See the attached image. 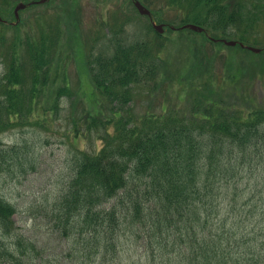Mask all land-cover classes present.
<instances>
[{
	"label": "trees",
	"instance_id": "1",
	"mask_svg": "<svg viewBox=\"0 0 264 264\" xmlns=\"http://www.w3.org/2000/svg\"><path fill=\"white\" fill-rule=\"evenodd\" d=\"M162 1L185 15L181 24L204 27L200 34L210 44H221L210 39H233L262 48L260 59L264 55V0ZM49 29L24 40L22 55L15 45L5 49L0 135L33 119L41 107L37 98L57 56L48 43L54 34ZM113 50L88 58L98 111L83 105L79 116H70L72 142L94 135L101 146L73 149L69 180L50 206L39 209L67 244L64 255L73 264H134L126 259L133 248L140 264H264L255 236L245 237L237 203L245 165L263 154L264 106L249 102L243 109L235 83L222 89L210 80L192 84L183 72L174 79L184 106L165 100L159 114L136 116L129 103L134 90L156 85L157 57L142 46L116 43ZM71 93L68 85L59 87L47 110L57 115L61 98L69 100ZM37 167L30 144L0 140V175L26 176ZM14 214V205L0 195V264H60V255L45 256V248L15 233Z\"/></svg>",
	"mask_w": 264,
	"mask_h": 264
},
{
	"label": "rangeland",
	"instance_id": "2",
	"mask_svg": "<svg viewBox=\"0 0 264 264\" xmlns=\"http://www.w3.org/2000/svg\"><path fill=\"white\" fill-rule=\"evenodd\" d=\"M22 1L0 0V17L5 22L0 24V76L8 60L5 49L15 45L17 53L22 55L26 48L23 41L48 31V28L54 34L48 35L47 42L57 56L53 57L52 74L48 75L45 89H41L37 98L36 103L41 107L30 116L33 119L16 124L0 135L4 145L30 144L38 167L26 176L0 175V195L15 207V233L33 239L40 248H45L43 255H60V264H73L63 252L67 244L48 227L39 209L42 204L50 206L69 180L67 164L73 149L90 150L93 146H101L94 135L92 139L72 142L70 130V116H79L83 105L93 114L99 109L94 104L97 96L91 94L93 85L88 58L111 55L116 43L124 47L142 46L157 57L156 85L151 82L146 91L134 90L133 100L129 103L132 113L140 117L146 113L159 114L165 100L169 105L184 106L177 101L181 88L174 79L183 72L190 76L188 81L192 84L210 80L216 89H222L229 82L235 83L233 88L241 91L240 101L245 103L243 109H248L249 102L264 106V55L261 59L257 54L245 55L239 49L210 44L201 34L171 30L169 26L181 27L185 15L162 0H152L149 5L139 0L148 6L156 25L161 23L168 27L161 35L155 33L148 17L137 14L130 0H48L23 10L16 26L13 25L12 9ZM247 60H252L256 66L248 67ZM67 85L72 92L71 98H61L60 112L55 115L47 110L52 92ZM109 130L112 129L109 127ZM262 148V156L251 166L244 167L245 177L238 183L240 198L237 203L247 232L245 237L255 236L257 250L264 251V146ZM133 250H129L130 256L126 259L131 257L134 264H140L137 261L139 254ZM244 251L247 255L248 248Z\"/></svg>",
	"mask_w": 264,
	"mask_h": 264
},
{
	"label": "water",
	"instance_id": "3",
	"mask_svg": "<svg viewBox=\"0 0 264 264\" xmlns=\"http://www.w3.org/2000/svg\"><path fill=\"white\" fill-rule=\"evenodd\" d=\"M44 1H47V0H41L40 3H44ZM134 4L138 10V12L141 14V15H149V11L147 9H145L138 1H134ZM24 4L23 3H19L15 6L14 8V14H15V17L17 19L18 17V12L20 10H22V8H24ZM162 27L161 25H158V26H154L155 30L157 32H162ZM184 28H187V29H190V30H193V31H196V32H202V28H200L199 26L195 25V24H186L183 26ZM224 43L225 46L229 45V46H235V42L234 41H225L223 40L222 41ZM241 45V44H240ZM243 46V45H241ZM248 50H251L252 52L254 53H259V49L257 48H253V47H247Z\"/></svg>",
	"mask_w": 264,
	"mask_h": 264
}]
</instances>
